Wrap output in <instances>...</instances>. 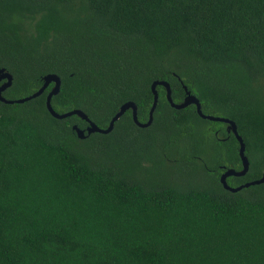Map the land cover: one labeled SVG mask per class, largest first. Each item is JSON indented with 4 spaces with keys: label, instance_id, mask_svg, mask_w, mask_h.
Here are the masks:
<instances>
[{
    "label": "trees",
    "instance_id": "trees-1",
    "mask_svg": "<svg viewBox=\"0 0 264 264\" xmlns=\"http://www.w3.org/2000/svg\"><path fill=\"white\" fill-rule=\"evenodd\" d=\"M6 99L59 76L50 105L105 127L132 101L147 120L165 80L203 114L232 120L248 161L264 165V0H0ZM0 102V264H264V181L235 192L226 124L164 89L147 127L126 110L80 139L76 115L53 118L50 89Z\"/></svg>",
    "mask_w": 264,
    "mask_h": 264
},
{
    "label": "water",
    "instance_id": "water-1",
    "mask_svg": "<svg viewBox=\"0 0 264 264\" xmlns=\"http://www.w3.org/2000/svg\"><path fill=\"white\" fill-rule=\"evenodd\" d=\"M11 80H12L11 74L8 71L4 70V68H0V102L7 103V104L22 103L26 100H29L31 98H34V97L40 95L43 92V90L49 84H51L50 89L46 92L45 97H44L45 109L53 118H56V119H61V118H64V117H67L70 115H76L81 120L85 121L86 126L84 129H80V128L76 127L75 125L71 126V128L75 132L76 136L80 139L84 138L85 135H88V134L93 133V132H98L101 134L108 133L112 129L113 123L121 116V114L123 112H125L128 109L130 110L131 118H132V121L135 125H137L138 127H141V128L147 127L151 123L152 113H153V110H154V108L156 106V102H157V91L155 88L157 85H160L164 89L166 101L169 103V105L172 108L180 109V108H184V107L192 104V105H194L195 111L199 117L205 118V119L211 120V121H219V122L225 123L226 124V128H225L226 131L231 132L233 134V136L235 137L237 144H238V156L240 159V165L241 166H240L239 170H235L233 168H225L219 174L218 180H219L221 186L225 190H228L230 192H235L241 188L248 187V186L254 185V184H259V183H262L264 181V165H263L261 176L259 178L252 180V181H249V182H245V183L240 184V185L235 186V187H231V186L227 185V183L225 181L226 177H228V176H242L247 171V168H248V161H247L246 156L244 155V144L242 142V139L238 135V133L236 131V126L232 120L225 118V117L203 114L200 110L198 99L193 94H191L189 91H187L186 87L184 85H182V87L184 89L185 95L182 98L181 102L175 103L171 100L170 86H169L168 82L165 80H154L150 83V90L152 92V101H151L150 107H149L148 112H147V120L146 121L139 122L136 118V105L132 101H126V102L120 104V106L117 108L115 113L110 117V119H109V121L105 127H98L96 124H94L92 121H90L88 119V117L86 116L85 113H83L79 109H71V110H68L65 112H60V113L56 112L52 109V107L50 105V98H51V96L55 95L58 92L59 85H60V79H59V76L57 74L46 73V74L42 75L41 76L42 82H41L40 86L35 91H33L32 93H30L27 96H24L21 98H16V99H6L1 95V92L10 86Z\"/></svg>",
    "mask_w": 264,
    "mask_h": 264
}]
</instances>
